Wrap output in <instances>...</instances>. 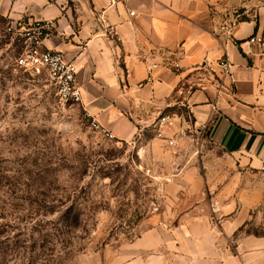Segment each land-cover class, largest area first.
<instances>
[{"label":"crops","instance_id":"crops-1","mask_svg":"<svg viewBox=\"0 0 264 264\" xmlns=\"http://www.w3.org/2000/svg\"><path fill=\"white\" fill-rule=\"evenodd\" d=\"M0 14L54 21L46 48L75 60L81 107L116 141L142 138L162 112L186 108L240 170L264 167V43L250 42L264 39V0H0ZM222 198L213 199L232 213L216 223L230 241L248 222L247 208ZM201 203L194 198L172 226L147 228L117 264H263V238L244 234L228 250Z\"/></svg>","mask_w":264,"mask_h":264},{"label":"rangeland","instance_id":"rangeland-1","mask_svg":"<svg viewBox=\"0 0 264 264\" xmlns=\"http://www.w3.org/2000/svg\"><path fill=\"white\" fill-rule=\"evenodd\" d=\"M20 51L0 14V264H117L147 228L174 225L197 197L228 250L244 234L264 239V169L240 170L188 109L172 113L180 117L165 138L145 130L107 139L81 106L59 101L45 72L14 67ZM216 197L247 208L230 241L216 220L232 212Z\"/></svg>","mask_w":264,"mask_h":264},{"label":"built area","instance_id":"built-area-1","mask_svg":"<svg viewBox=\"0 0 264 264\" xmlns=\"http://www.w3.org/2000/svg\"><path fill=\"white\" fill-rule=\"evenodd\" d=\"M126 1L112 0V4L115 5ZM55 27L53 20H34L25 15H21L18 19L8 20V31L21 44V51L15 56L13 65L17 70L22 72H45L54 85L57 97L61 103L82 106V91L78 84V66L75 60L69 59L61 51L48 49L45 46V39L52 36ZM107 32L110 34L111 40H119L115 26L109 25ZM250 42L263 44L264 39L261 36H255L250 39ZM220 66L225 76L230 75L232 63L228 59L222 60ZM176 68H179L178 64H176ZM213 108L215 107L213 106ZM83 110L96 131L107 139L115 140L114 134L110 130L95 120L85 108ZM176 115L179 116L178 114L166 113V111L159 115L154 124L158 137L165 138V128L172 122ZM189 115H191L190 112ZM169 143L173 145L175 141L170 140Z\"/></svg>","mask_w":264,"mask_h":264}]
</instances>
